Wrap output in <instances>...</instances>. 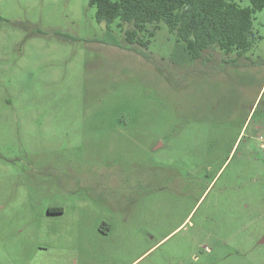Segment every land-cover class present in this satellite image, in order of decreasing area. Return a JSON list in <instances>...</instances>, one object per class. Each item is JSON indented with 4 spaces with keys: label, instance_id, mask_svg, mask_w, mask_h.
<instances>
[{
    "label": "rangeland",
    "instance_id": "374dc122",
    "mask_svg": "<svg viewBox=\"0 0 264 264\" xmlns=\"http://www.w3.org/2000/svg\"><path fill=\"white\" fill-rule=\"evenodd\" d=\"M96 10L0 0V264H264V9L206 60Z\"/></svg>",
    "mask_w": 264,
    "mask_h": 264
},
{
    "label": "trees",
    "instance_id": "16d2710c",
    "mask_svg": "<svg viewBox=\"0 0 264 264\" xmlns=\"http://www.w3.org/2000/svg\"><path fill=\"white\" fill-rule=\"evenodd\" d=\"M90 3L97 8V20L107 24L108 43L147 57L150 56L143 48H149L150 38L163 24L178 41L185 43V51L193 60H206L212 47L243 57L262 38L254 21L256 12L264 9V0H251V6H242L236 0H90ZM114 23L125 33V40L112 33ZM230 61L236 58L225 60ZM50 211L63 212V208Z\"/></svg>",
    "mask_w": 264,
    "mask_h": 264
}]
</instances>
